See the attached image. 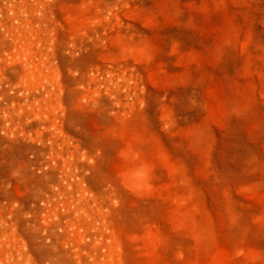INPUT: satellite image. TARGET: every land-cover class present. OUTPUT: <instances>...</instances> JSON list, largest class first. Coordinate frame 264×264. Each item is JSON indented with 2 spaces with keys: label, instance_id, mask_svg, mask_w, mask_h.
Instances as JSON below:
<instances>
[{
  "label": "rangeland",
  "instance_id": "rangeland-1",
  "mask_svg": "<svg viewBox=\"0 0 264 264\" xmlns=\"http://www.w3.org/2000/svg\"><path fill=\"white\" fill-rule=\"evenodd\" d=\"M0 264H264V0H0Z\"/></svg>",
  "mask_w": 264,
  "mask_h": 264
}]
</instances>
